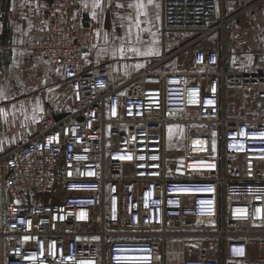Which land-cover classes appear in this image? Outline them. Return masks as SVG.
<instances>
[{"label":"built area","instance_id":"obj_1","mask_svg":"<svg viewBox=\"0 0 264 264\" xmlns=\"http://www.w3.org/2000/svg\"><path fill=\"white\" fill-rule=\"evenodd\" d=\"M217 1L161 0V55L124 79L111 61L81 64L97 20L71 18L66 0L47 4L44 36L26 47L62 66L74 109L56 122L40 115V132L0 155V264H239L252 240L264 243V112L254 104L264 57L231 73L225 44L208 45L264 0L229 16ZM174 34L183 38L166 41ZM188 49L192 70L158 69ZM170 124L186 127L180 177L166 174ZM198 139L206 151L193 150ZM198 159L214 166L188 168Z\"/></svg>","mask_w":264,"mask_h":264},{"label":"crops","instance_id":"obj_2","mask_svg":"<svg viewBox=\"0 0 264 264\" xmlns=\"http://www.w3.org/2000/svg\"><path fill=\"white\" fill-rule=\"evenodd\" d=\"M50 1L0 0V155L36 136L40 132V115L45 114L56 122L74 109L62 66L32 55L26 47L29 41L44 36L45 10ZM66 1L71 18L80 12L99 22L96 43L83 51L82 66L108 60L112 63L116 77L124 79L152 65L162 52L159 32L161 0ZM219 2L216 3L218 11L221 9ZM257 18L255 24L241 27L238 23L230 28L232 35L235 32L241 34L240 40H236L233 47L237 58L244 61L243 66L238 64L235 69L237 71L250 70L255 61H260L261 55H264V26H261L264 25V14L258 13ZM122 35L134 39L136 48L131 49L133 56L118 47L122 44L117 39ZM209 46L215 47V44ZM192 67V52L188 49L170 56L158 69L190 71ZM233 68L231 66L229 70ZM254 104L264 112V101ZM229 110L232 113L236 108L230 104ZM184 118L196 119L197 111L188 109ZM181 126L184 131V152L186 127ZM183 162L170 173L166 168L167 176H182ZM239 264H264V243L252 240L247 259Z\"/></svg>","mask_w":264,"mask_h":264},{"label":"rangeland","instance_id":"obj_3","mask_svg":"<svg viewBox=\"0 0 264 264\" xmlns=\"http://www.w3.org/2000/svg\"><path fill=\"white\" fill-rule=\"evenodd\" d=\"M254 0H220V7L221 12L224 15H232L235 11L242 9L245 5L252 3ZM254 9L258 15V13L264 14V2H261L260 4H257L254 6ZM240 11V10H239ZM257 15L255 18L251 19L248 14L245 12H241L239 15L231 18L228 22H225V25L223 26V29L221 28L217 35H212L210 38H208V45L214 44L216 42V39L218 38L222 43L225 45L222 46L221 49V55H222V63L226 69V71L229 70V68L232 66L234 67V72H247V71H237L238 64L243 66L244 61L240 58H237V54L235 53L236 49H233L234 45L236 44V40H240L241 34L238 32H235L233 35L229 32L230 28L235 27L238 23H240V26L244 25H251L257 23ZM264 26V25H261ZM234 29V28H233ZM264 30V29H263ZM240 32V31H239ZM217 36V37H216ZM183 36L179 34L174 35H167L166 41L172 42L175 39L180 40ZM231 39V40H230ZM118 42H120L122 45L118 46L122 50H126L128 53H131L130 56L134 55L131 52V49L134 50L135 42L134 39L128 36H120L118 37ZM264 49V48H263ZM264 51V50H263ZM262 51V52H263ZM161 53L157 56L159 57ZM263 56L261 55V59L256 60L254 65L251 66L250 70L252 71L257 69L261 62L263 61ZM156 57V59H157ZM242 58V57H241ZM155 63V62H154ZM229 66V67H228ZM228 68V70H227ZM241 69V68H239ZM139 71V70H138ZM136 71V72H138ZM115 75V74H114ZM116 76V75H115ZM183 135L184 131L181 126V124H174V125H168L166 129V168L168 170V173H170L173 168H177L181 165V163L185 160V152H183ZM212 148L215 149V144L212 143Z\"/></svg>","mask_w":264,"mask_h":264},{"label":"bare ground","instance_id":"obj_4","mask_svg":"<svg viewBox=\"0 0 264 264\" xmlns=\"http://www.w3.org/2000/svg\"><path fill=\"white\" fill-rule=\"evenodd\" d=\"M193 150L198 153L206 151V142L203 139L193 140ZM187 166L190 169H210L214 166L211 160H189Z\"/></svg>","mask_w":264,"mask_h":264},{"label":"snow or ice","instance_id":"obj_5","mask_svg":"<svg viewBox=\"0 0 264 264\" xmlns=\"http://www.w3.org/2000/svg\"><path fill=\"white\" fill-rule=\"evenodd\" d=\"M95 6H99V5H95ZM249 59H251V58H249ZM0 94H2V93H0ZM209 103H212V102L209 101ZM261 135L264 136V133H261ZM240 251H241V253H242V250H240Z\"/></svg>","mask_w":264,"mask_h":264},{"label":"water","instance_id":"obj_6","mask_svg":"<svg viewBox=\"0 0 264 264\" xmlns=\"http://www.w3.org/2000/svg\"><path fill=\"white\" fill-rule=\"evenodd\" d=\"M254 1H256V0H254ZM175 49H173V51H174Z\"/></svg>","mask_w":264,"mask_h":264}]
</instances>
